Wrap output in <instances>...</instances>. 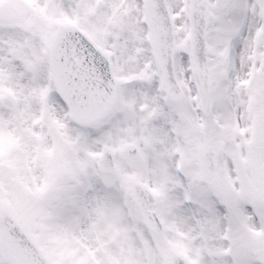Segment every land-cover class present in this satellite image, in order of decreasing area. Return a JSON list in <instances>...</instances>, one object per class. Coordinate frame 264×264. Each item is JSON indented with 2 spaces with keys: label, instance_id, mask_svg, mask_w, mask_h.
Here are the masks:
<instances>
[{
  "label": "snow or ice",
  "instance_id": "snow-or-ice-1",
  "mask_svg": "<svg viewBox=\"0 0 264 264\" xmlns=\"http://www.w3.org/2000/svg\"><path fill=\"white\" fill-rule=\"evenodd\" d=\"M5 3L0 58L93 137L132 132L166 205L212 222L203 264H264V0Z\"/></svg>",
  "mask_w": 264,
  "mask_h": 264
},
{
  "label": "rangeland",
  "instance_id": "rangeland-1",
  "mask_svg": "<svg viewBox=\"0 0 264 264\" xmlns=\"http://www.w3.org/2000/svg\"><path fill=\"white\" fill-rule=\"evenodd\" d=\"M22 3L23 7L8 5L6 0V11L28 22L37 18L51 22L59 10L54 0ZM49 92V86L36 82L8 56L0 58V98L9 95L13 101L12 109L0 103V138L9 140H0V184L13 189L18 179L24 187L22 208L11 211L41 237L51 260L63 264H167L168 255L176 250L189 264H203L214 243L212 222L166 205L165 194L150 176L142 154L131 162L117 156L116 174H103L97 168L104 143L115 149L130 141L138 144L132 132H109L95 138L55 104ZM9 154L10 158L16 156L11 169L2 161ZM134 179L158 194L156 211L165 223V235L151 232L137 207L129 205L128 186ZM61 250L64 257L57 255ZM68 250L72 255H67ZM72 250H77L74 255Z\"/></svg>",
  "mask_w": 264,
  "mask_h": 264
},
{
  "label": "water",
  "instance_id": "water-1",
  "mask_svg": "<svg viewBox=\"0 0 264 264\" xmlns=\"http://www.w3.org/2000/svg\"><path fill=\"white\" fill-rule=\"evenodd\" d=\"M75 119L77 118L75 117ZM138 191L141 198L137 201L140 203L143 197L145 198L146 193L144 194L139 188H135L134 194L137 195ZM151 225L157 230L161 227L157 222L151 223ZM7 244H11L12 247H7ZM0 252L12 264H49L35 245L18 229L7 213L0 215ZM173 263L180 264V261L178 258H174Z\"/></svg>",
  "mask_w": 264,
  "mask_h": 264
}]
</instances>
